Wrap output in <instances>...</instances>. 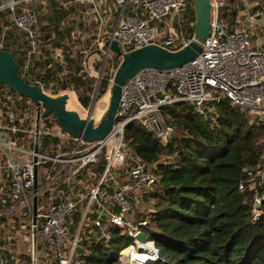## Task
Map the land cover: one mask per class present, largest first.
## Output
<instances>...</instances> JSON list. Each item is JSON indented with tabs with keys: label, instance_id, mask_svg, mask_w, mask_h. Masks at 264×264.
Masks as SVG:
<instances>
[{
	"label": "built area",
	"instance_id": "built-area-1",
	"mask_svg": "<svg viewBox=\"0 0 264 264\" xmlns=\"http://www.w3.org/2000/svg\"><path fill=\"white\" fill-rule=\"evenodd\" d=\"M39 2L0 0V14L7 16L2 23L0 49H5L7 33L16 29L26 33L29 57L39 53V15L35 9ZM210 2L211 31L207 40L201 42L202 53L178 68L142 70L126 83L122 87L113 129L105 139L92 143L71 137L64 139L65 134L56 124L45 132L59 138L60 150L54 155L39 150L37 162H34L35 139L33 147L27 148L11 136L25 131L17 127L0 129V148L5 158L4 163H0V187L10 184L11 199V205L5 209L1 208L0 201V264H8L5 254L11 253L4 243V225L15 229L17 221L24 228L31 221L32 227L35 196L39 244L46 245L57 264H73L81 227L92 217L91 223L98 227L103 239H110L103 217L124 228L134 239L120 255L122 259L127 258V264H132L137 253H144L141 250L151 243H141L135 236L148 221L132 222L130 217L134 209L142 205L141 194L155 188L157 176L153 167L132 154L124 136L130 123L139 121L165 144L183 132L168 124L163 115L164 108L186 102L196 114L208 117L215 112V103L222 97L227 98L235 109L247 113L252 123H264V34L252 39L256 29L252 18H248L245 28L228 30L221 18V11L229 5L228 0ZM67 4L91 8L97 24L93 50L102 55L101 80L106 74L105 79L111 83L120 63L117 64L113 52L104 48L105 40L118 41L125 52L148 45L177 51L195 40L192 0H120L114 23H110L103 2L68 0ZM29 57L24 75L30 67ZM87 117L95 119L92 111H88ZM2 136L6 137L5 141L1 140ZM40 145L39 139V149ZM102 157L105 158L103 172L88 195L82 196L83 193L77 190L83 185L80 175L97 165ZM243 173L245 179L239 189L249 190L253 195L252 222L255 223L264 215V152L259 162L255 166H245ZM35 178L38 182L36 191ZM45 196L49 202L43 208ZM79 207H83L81 227L70 241L68 220ZM9 217L15 221L8 223ZM144 254L152 255L153 261L156 259L155 250ZM12 258L15 264H24L14 254Z\"/></svg>",
	"mask_w": 264,
	"mask_h": 264
},
{
	"label": "trees",
	"instance_id": "trees-1",
	"mask_svg": "<svg viewBox=\"0 0 264 264\" xmlns=\"http://www.w3.org/2000/svg\"><path fill=\"white\" fill-rule=\"evenodd\" d=\"M235 1L228 0V8L221 12L230 31L239 25ZM6 17L0 14V33ZM48 46L49 43L42 44V54L53 52ZM55 47H60V43ZM5 50L13 54L20 75L28 82L42 87L54 81L47 63H42L41 70H31L37 55L29 57L30 48L23 31L13 29L7 33ZM19 55L26 61L30 58L31 69L25 75L36 73V80L24 75ZM116 61L119 64L121 58L116 56ZM69 87L82 91L79 100L88 106L93 85L75 77L58 84L54 92L58 94ZM108 87L109 80L103 78L98 97ZM163 115L168 124L183 132L180 137L164 144L139 121L130 123L124 133L132 154L153 167L157 176L155 189L148 192L153 199V212L134 221H148L140 230L148 242L155 244L156 264H264V215L252 222L253 195L249 190L239 189L245 179L243 168L255 166L264 152V123H252L247 113L232 107L225 97L215 103V112L208 117L196 114L186 102L167 106ZM56 124L54 116L44 110L40 136V151L44 154L54 155L60 150L59 138L45 132ZM26 134L20 132L17 136L22 140ZM104 166L102 157L93 166V173L98 177ZM9 188V183L0 187L3 209L11 205ZM82 218L83 207H79L68 220L72 239L80 230ZM102 219L110 239H103L98 227L89 221L83 223L73 264H120L121 252L134 239L124 228ZM5 256L8 264H15L12 253L8 251ZM26 264H31V257H26Z\"/></svg>",
	"mask_w": 264,
	"mask_h": 264
},
{
	"label": "crops",
	"instance_id": "crops-1",
	"mask_svg": "<svg viewBox=\"0 0 264 264\" xmlns=\"http://www.w3.org/2000/svg\"><path fill=\"white\" fill-rule=\"evenodd\" d=\"M67 1L68 0H40L35 6L39 15V53L35 57V60H33V69H31V67L30 69L35 70V72L41 70L42 63H47L51 67L54 81L49 85L42 86L46 92H54V88L57 87L58 84L69 81L75 77H79L84 82L94 85L95 79H98V75H101L102 62L100 60L102 55L93 50L97 24L91 13V8L89 6H81L80 4L70 5L67 4ZM98 1L105 4L106 12L110 16V23H114L120 10V0ZM235 3L238 9L236 21L238 20L239 25L232 29L245 28L248 18H252L259 33H255L252 39L261 38L264 34V0H236ZM224 10L225 9L221 12ZM48 43V47L53 50V52L42 54L40 51L42 44ZM56 43H60V47H55ZM40 55H43L42 59H39ZM19 59L25 67L27 64L26 59L24 60L21 55H19ZM27 77L36 80L37 74L29 72ZM70 90L74 89L69 87L65 91H60L56 96L68 93ZM30 102L29 99L17 95L6 86L0 84V127H17L27 132L22 140L17 135L12 136V138L19 140L18 142L20 145L27 148H31L32 143L34 145V139L31 138V127H34L35 132V117L32 120L29 113L31 111ZM77 106L79 110L75 109L74 111L79 112L81 107L79 102ZM86 113L88 114V111ZM87 114L84 116L85 118ZM4 121H6V124ZM68 137L70 136L65 134L63 138L65 139ZM24 138H28V140L26 139L27 141H24ZM23 142H27V144ZM96 179L97 176L93 173V166L90 167L84 175H80L79 180L80 183L83 182V185L77 190L83 193L82 196L88 195L89 189L93 186ZM48 202L49 198L45 196L43 199V208L48 205ZM148 212V214L153 212V206ZM92 219L93 217L89 220V223L93 226L91 223ZM39 251H41V256L45 254L49 255L47 264H57L46 249V245L42 242ZM14 257L17 258L18 256L14 255ZM18 258L22 259L23 263L26 264V257L20 256Z\"/></svg>",
	"mask_w": 264,
	"mask_h": 264
},
{
	"label": "water",
	"instance_id": "water-1",
	"mask_svg": "<svg viewBox=\"0 0 264 264\" xmlns=\"http://www.w3.org/2000/svg\"><path fill=\"white\" fill-rule=\"evenodd\" d=\"M195 14V40L177 51H171L159 45H148L139 49L125 52L118 41L105 40L104 48L121 58V62L113 78L109 106L100 121L93 118H83L77 111L67 108L69 95L64 93L51 96L43 87L28 82L19 73L18 63L13 54L0 49V84L9 88L17 95L29 99L35 106V145L34 162L39 154V139L41 134L42 113L50 112L60 130L72 138L87 143L105 139L113 129L115 117L119 109L122 87L134 76L145 69L170 70L181 67L202 53L201 42H205L211 31V2L210 0H192ZM37 167H35V174ZM38 188L35 178L34 190ZM135 238L141 243H151L158 260L155 244L148 242L143 231ZM39 229L37 197L33 199V218L31 227V264H39Z\"/></svg>",
	"mask_w": 264,
	"mask_h": 264
},
{
	"label": "rangeland",
	"instance_id": "rangeland-1",
	"mask_svg": "<svg viewBox=\"0 0 264 264\" xmlns=\"http://www.w3.org/2000/svg\"><path fill=\"white\" fill-rule=\"evenodd\" d=\"M255 33L259 34L257 29H256ZM98 77H99L98 79H95V82L93 85L94 87L92 88V90L90 91V94L88 95V97H89L88 106H84L79 100V96L84 94L82 91L79 92V91L70 90V91H68L67 94L70 96L69 99H71V100H70V102L67 103V108L70 110H75V109L79 110V107L77 106V103L79 102L81 107H80V111L78 113L80 114L81 117L85 118L84 116H86V114H87L86 112L92 111L95 119L97 121H100L103 118V116H104V114H105V112L109 106L112 83L109 81V87H108L107 91L105 92V94L98 97V86H99V81L101 80V75H98ZM102 77L106 78V74H104ZM47 92L51 96H56V93H54V92H51V91H47ZM30 108H31V111L29 113L31 115V119L33 120L35 117V106L32 102H30ZM3 127L4 126H2L0 129L4 130L5 128H3ZM31 128H32L31 138L35 139L34 138L35 137L34 127H31ZM26 139L28 140V138H24V141ZM1 140L5 141L6 137L2 136ZM23 143L27 144V142H23ZM3 160H5L4 153H3L2 149L0 148V163H4ZM141 200H142V205L139 207H136L134 209V211L132 212V215L130 217V219H132V222L139 219V217H142V216L144 217L146 214H148L149 209H151L153 206V199H151L149 193H143L141 195ZM6 220L8 223L15 221L11 217H9ZM15 222H16L15 229H12L13 227L12 226L9 227L7 224L5 225L6 227L3 228L4 229L5 246L9 250H11V253L14 254L15 256H18V257L22 256L24 258L25 257H31V226H30L31 221L30 222L28 221L24 225V228H21L17 224L19 222H17V221H15ZM68 240L72 241V237L69 236ZM141 251L145 253L149 250L146 249V247H144V249ZM144 253H142V254H144ZM50 255H52V253ZM48 257H49L48 254L41 256V251H38L39 263L47 264ZM123 259L120 256V260H121L120 264H127V258L125 257Z\"/></svg>",
	"mask_w": 264,
	"mask_h": 264
},
{
	"label": "bare ground",
	"instance_id": "bare-ground-1",
	"mask_svg": "<svg viewBox=\"0 0 264 264\" xmlns=\"http://www.w3.org/2000/svg\"><path fill=\"white\" fill-rule=\"evenodd\" d=\"M71 99H69L68 102H70ZM146 249L150 250L151 252L154 251L153 245L152 244H147L145 246ZM153 261V256L152 255H146L142 253H137L133 257L132 264H151Z\"/></svg>",
	"mask_w": 264,
	"mask_h": 264
}]
</instances>
